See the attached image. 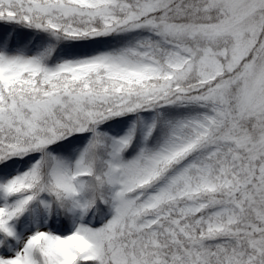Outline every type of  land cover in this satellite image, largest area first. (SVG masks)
<instances>
[{
    "label": "snow or ice",
    "instance_id": "snow-or-ice-1",
    "mask_svg": "<svg viewBox=\"0 0 264 264\" xmlns=\"http://www.w3.org/2000/svg\"><path fill=\"white\" fill-rule=\"evenodd\" d=\"M0 264H264V0H0Z\"/></svg>",
    "mask_w": 264,
    "mask_h": 264
}]
</instances>
